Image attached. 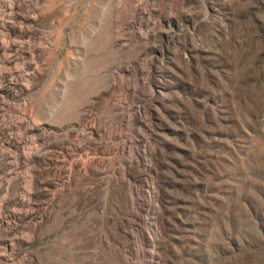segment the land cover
<instances>
[{"label": "rangeland", "instance_id": "1", "mask_svg": "<svg viewBox=\"0 0 264 264\" xmlns=\"http://www.w3.org/2000/svg\"><path fill=\"white\" fill-rule=\"evenodd\" d=\"M0 38H264V0H0ZM0 264H264V39H0Z\"/></svg>", "mask_w": 264, "mask_h": 264}]
</instances>
